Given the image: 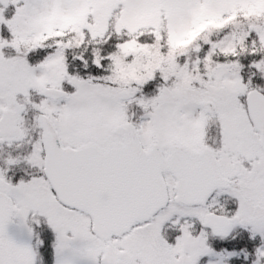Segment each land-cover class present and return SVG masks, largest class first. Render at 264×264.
<instances>
[{
    "label": "snow or ice",
    "instance_id": "1",
    "mask_svg": "<svg viewBox=\"0 0 264 264\" xmlns=\"http://www.w3.org/2000/svg\"><path fill=\"white\" fill-rule=\"evenodd\" d=\"M0 264H264V0H0Z\"/></svg>",
    "mask_w": 264,
    "mask_h": 264
}]
</instances>
